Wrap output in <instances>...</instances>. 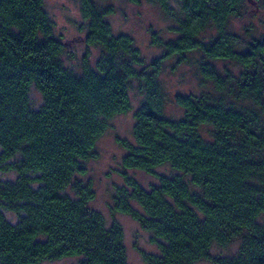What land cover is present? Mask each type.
<instances>
[{
  "label": "trees",
  "instance_id": "1",
  "mask_svg": "<svg viewBox=\"0 0 264 264\" xmlns=\"http://www.w3.org/2000/svg\"><path fill=\"white\" fill-rule=\"evenodd\" d=\"M78 1L80 37L102 50L96 63L88 50L80 71L63 57L71 40L56 36L46 0H0V264H131L123 224L91 207L95 187L78 176L112 120L132 109L135 86L144 97L134 139L118 138L127 153L113 210L152 234L159 252L143 251L146 264H264V34L230 28L250 0H151L174 35L152 34L162 53L148 64L132 35L115 32L113 0ZM194 53L214 92L176 95L184 115L169 117L161 73ZM131 169L158 183L143 186ZM237 239L236 253L213 254Z\"/></svg>",
  "mask_w": 264,
  "mask_h": 264
},
{
  "label": "rangeland",
  "instance_id": "2",
  "mask_svg": "<svg viewBox=\"0 0 264 264\" xmlns=\"http://www.w3.org/2000/svg\"><path fill=\"white\" fill-rule=\"evenodd\" d=\"M176 5V0H170ZM115 12L109 16L116 33H127L135 38L136 45L141 49L146 63H151L161 53L162 49L153 44L152 34L160 33L165 38L174 34L171 29L174 24L162 7L151 0H141L134 3L129 0H113ZM46 6L55 20V34L63 40H71L70 46L64 52L66 63L73 69L80 71L81 60L90 50L92 60L96 63L101 55V48L88 47L85 39L81 38L87 31V21L83 17L78 0H46ZM245 26H252L253 31L259 35L264 34V0H250L241 17H234L230 28L237 32H243ZM214 32L208 30L204 36L209 37ZM198 54H192L189 61L178 62L176 58L166 61L161 73V81L169 97L166 115L179 118L184 115V110L175 103L176 95L201 94L204 91L214 92L211 83H204L198 66ZM222 67L227 66L238 70L233 63L222 62ZM137 86L132 90V109L124 114L116 116L110 128L98 141L96 157L86 163L87 171L78 178L83 182H92L96 190V198L90 203L91 207L101 211L109 224L114 219L120 221L125 228V242L128 248V260L131 264H146L142 255L143 251L156 253L159 248L152 241V234L129 214L118 213L113 210L114 193L116 186L124 183L120 173L123 156L127 153L119 143L118 138L134 139L133 125L135 112L140 106L144 95ZM35 106L43 103V96L36 88L31 92ZM207 131V129H205ZM206 135H209L206 132ZM161 173H172L169 166L158 168ZM129 173L140 183L149 188L158 183V179L143 170L131 169ZM8 176V174H3ZM11 215V214H10ZM240 240H235L228 246L215 245L212 248L214 255L234 254L238 251ZM80 257H65L57 260H47L41 264H78ZM197 264H212L209 261H200Z\"/></svg>",
  "mask_w": 264,
  "mask_h": 264
}]
</instances>
